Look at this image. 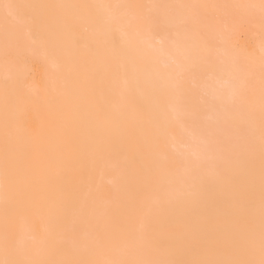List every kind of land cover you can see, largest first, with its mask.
<instances>
[{"label": "snow or ice", "instance_id": "1", "mask_svg": "<svg viewBox=\"0 0 264 264\" xmlns=\"http://www.w3.org/2000/svg\"><path fill=\"white\" fill-rule=\"evenodd\" d=\"M2 7L6 66L39 58L58 10L91 31L92 62L60 81L45 72L40 99L56 121L54 142L43 127L5 121L0 264H264V0ZM257 8L259 57L239 33ZM162 26L172 38L167 50L157 40L160 56L131 43L156 39ZM30 75L16 82L25 107ZM197 77L210 87L197 88ZM4 89L7 111L16 101L7 80ZM188 123L200 134L169 150L168 128ZM133 144L134 180L115 206L97 207V162ZM17 217H37L41 228L17 231Z\"/></svg>", "mask_w": 264, "mask_h": 264}, {"label": "bare ground", "instance_id": "2", "mask_svg": "<svg viewBox=\"0 0 264 264\" xmlns=\"http://www.w3.org/2000/svg\"><path fill=\"white\" fill-rule=\"evenodd\" d=\"M6 3H29V4H125V3H166V4H225L242 3L259 5L260 0H0V159H2L3 138L5 121L9 125L16 122H23L24 126L32 132H40L42 127L46 130L50 138L55 141L56 121L50 116L48 108L41 102L42 90L45 83V72L48 77L62 80L67 75L70 68L81 65L84 68L90 67L92 62L90 49L92 47V33L85 31L83 25L71 18L72 10H58L57 15L60 19L51 28V34L46 30L40 41V56L38 59H29L26 62L17 63L14 66H6L4 62V34L2 19L5 9L2 7ZM256 17L255 24L242 23L239 26L240 43L246 45L248 50L254 52L257 57L260 55L259 38V9L251 10ZM20 27H27V20L20 22ZM159 35L152 39L146 35L144 42L140 43L132 37L133 46H139L145 50L149 56H160L161 45L157 40L163 39V47L167 50L168 41L172 38V33L167 27L162 26L157 30ZM119 34L117 33V36ZM79 40L77 46L75 41ZM31 74L25 81L23 96L30 98L33 104L25 107L17 96L16 82L21 80L26 74ZM8 83L9 97L16 101V105H9L5 110L4 95L5 82ZM195 85L199 89L206 86L205 80L197 77ZM171 116V113H169ZM205 119L209 122L215 120L216 113L207 111L204 113ZM200 134V129H194L190 123L185 127L172 126L168 128L162 139V143L169 150L175 148L184 151V144L190 142V132ZM140 153L135 145H128L126 154L120 150H109L104 153L91 173L92 189L97 194V207H101L103 201L110 200L115 206L119 203L127 191L129 185L134 180L135 160L139 159ZM87 191V188H84ZM3 201L0 198V239L3 231ZM41 228V222L37 217H17L15 228L23 231L26 228ZM2 257V252H0ZM123 258L131 259V256Z\"/></svg>", "mask_w": 264, "mask_h": 264}]
</instances>
